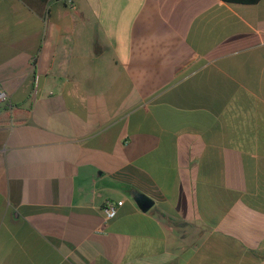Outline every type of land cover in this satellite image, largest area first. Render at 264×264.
<instances>
[{
	"label": "crops",
	"instance_id": "obj_1",
	"mask_svg": "<svg viewBox=\"0 0 264 264\" xmlns=\"http://www.w3.org/2000/svg\"><path fill=\"white\" fill-rule=\"evenodd\" d=\"M73 2L0 0V264H264V0Z\"/></svg>",
	"mask_w": 264,
	"mask_h": 264
},
{
	"label": "built area",
	"instance_id": "obj_2",
	"mask_svg": "<svg viewBox=\"0 0 264 264\" xmlns=\"http://www.w3.org/2000/svg\"><path fill=\"white\" fill-rule=\"evenodd\" d=\"M66 1L72 6H75L73 0H66ZM4 100H7L6 105L9 107L8 111L10 112V118H11V121L14 122V106L9 104V95L7 91L3 87H0V103ZM119 204L113 201L106 202V204L104 205V213H105L106 219H111L116 216L118 212Z\"/></svg>",
	"mask_w": 264,
	"mask_h": 264
},
{
	"label": "water",
	"instance_id": "obj_3",
	"mask_svg": "<svg viewBox=\"0 0 264 264\" xmlns=\"http://www.w3.org/2000/svg\"><path fill=\"white\" fill-rule=\"evenodd\" d=\"M138 200L144 208H148L150 206L149 200L145 196L139 195Z\"/></svg>",
	"mask_w": 264,
	"mask_h": 264
},
{
	"label": "trees",
	"instance_id": "obj_4",
	"mask_svg": "<svg viewBox=\"0 0 264 264\" xmlns=\"http://www.w3.org/2000/svg\"><path fill=\"white\" fill-rule=\"evenodd\" d=\"M226 2H239V3H246V4H251V3H256L260 0H224Z\"/></svg>",
	"mask_w": 264,
	"mask_h": 264
},
{
	"label": "rangeland",
	"instance_id": "obj_5",
	"mask_svg": "<svg viewBox=\"0 0 264 264\" xmlns=\"http://www.w3.org/2000/svg\"><path fill=\"white\" fill-rule=\"evenodd\" d=\"M6 104H7V100H4L0 103V114H2V111H3L2 109L4 106H6ZM14 112H15V110H14ZM8 113H10V112L8 111Z\"/></svg>",
	"mask_w": 264,
	"mask_h": 264
}]
</instances>
